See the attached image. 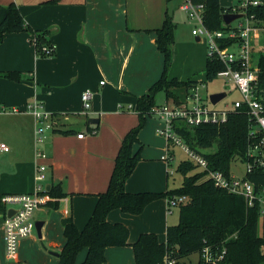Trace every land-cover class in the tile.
I'll return each mask as SVG.
<instances>
[{"label": "crops", "instance_id": "crops-1", "mask_svg": "<svg viewBox=\"0 0 264 264\" xmlns=\"http://www.w3.org/2000/svg\"><path fill=\"white\" fill-rule=\"evenodd\" d=\"M220 1L226 9L237 4L226 0L229 7H225V0ZM12 2L28 26L45 34L53 52L38 54L33 35L24 31L7 34L0 44V72L21 75L20 81L0 76V139L9 147L8 152L0 151V194L34 192L37 166L46 164L43 184L50 189L61 185L67 195L50 197L35 212L34 220L43 222L41 238L35 231L22 240L12 261L5 254L0 219V264H58L57 254L66 243L63 219L72 217L79 229L84 228L97 195L109 185L124 137L139 124L137 99L163 74L165 61L157 48L156 30L162 27L166 12L175 23L169 78L205 83L207 46L193 36V25L181 9L184 0L172 10L167 0H0V5ZM262 28L254 49L264 44ZM86 90L93 98L91 110L84 114L81 96ZM34 100L43 102L57 123L41 145L35 140V119L26 111ZM88 118L99 119V124H87ZM162 127L160 120L146 118L138 134L141 160L125 182L127 192L171 189V160H163L168 143L158 133ZM79 134L84 137L78 138ZM138 148L136 144L134 149ZM39 149L46 154L45 160L36 157ZM176 149L171 151L173 160ZM168 200L152 202L139 215L115 209L107 220L129 228L130 244L144 233H155L165 243L167 228L179 222V215L169 210ZM53 203L58 206L54 208ZM86 253H79L77 264ZM105 255L104 264H136L131 246L107 248Z\"/></svg>", "mask_w": 264, "mask_h": 264}, {"label": "trees", "instance_id": "trees-1", "mask_svg": "<svg viewBox=\"0 0 264 264\" xmlns=\"http://www.w3.org/2000/svg\"><path fill=\"white\" fill-rule=\"evenodd\" d=\"M172 1L167 0L169 3ZM193 1L204 4L207 28L217 31L230 28V25H224L223 15L231 13L232 10L224 8L220 0ZM250 15H254L255 26L263 27L264 0L250 11ZM23 31L33 35L32 42L38 54H52V46L45 34L34 31L27 25L15 2L6 6L0 5V44L7 34ZM156 34L157 48L164 55L163 74L147 94L137 99L139 124L124 137L109 185L104 192L97 195V203L84 228L79 229L72 217L63 219L66 243L59 253L58 264H77V257L83 250L87 253L80 264H104L107 248L125 246L132 247L136 264H160L165 256L175 260V264H187L183 259L192 254H198L197 264H264V218L260 216V205L249 207L243 197L215 187L208 178V172L200 170L193 162L183 160L178 165L177 171L184 176L179 188L162 193H130L125 189V182L141 160L138 134L144 127L146 118L152 117L151 110L158 105L157 96L162 92L168 101L179 104L193 87L201 84L195 80L182 82L177 78H169L168 72L173 62L175 23L168 12ZM257 67L258 84L260 88H264V53L258 56ZM224 68L217 60H207L205 83L218 78V72ZM0 76L21 80L18 72H0ZM32 78L30 75V79ZM249 118L244 110H236L228 115L225 124L208 123L190 128L179 123L176 132L192 150L206 159L211 171H223L229 175L232 162L245 156ZM136 144L139 145L137 150L134 149ZM214 147V152H204ZM205 176L206 179L201 182ZM247 178L257 188H264L263 171H255ZM48 194L56 199L67 195L61 185H52ZM5 196L0 194V214L3 215L7 210ZM179 196H187L188 201L178 206L179 222L167 228L165 243L160 242L155 233H144L130 244L129 228L123 223H110L107 220L112 210L139 215L154 201ZM51 205L56 208L58 203Z\"/></svg>", "mask_w": 264, "mask_h": 264}, {"label": "built area", "instance_id": "built-area-1", "mask_svg": "<svg viewBox=\"0 0 264 264\" xmlns=\"http://www.w3.org/2000/svg\"><path fill=\"white\" fill-rule=\"evenodd\" d=\"M231 13L243 14L236 26L230 24L228 30H210L205 25V7L203 3H194L193 0H184L181 9L187 14L193 25L192 34L201 41L207 43V60H217L224 65V69L218 72V77L230 79L232 84L240 92L241 98L234 101L231 106L217 109L201 93L203 84L193 87L184 101L177 104L171 100L158 104L151 110V116L158 118L163 127L158 130L168 143L167 155L163 160H173L171 151L179 148L187 156V160L193 162L200 170L207 171L215 187L229 194L241 196L247 206L260 205V216L264 218V188H257L247 176L255 171L264 172V88L258 84V67L254 58V40L260 28L254 25V15H250L253 8L259 6L262 0H236ZM225 26H227L224 23ZM104 82L101 83L103 85ZM93 94L86 90L82 96L83 113L87 114L92 108ZM244 110L249 115V137L245 156L240 159L244 166L241 176L229 175L223 171H211L208 162L202 155L192 150L189 145L177 134L179 123L193 128L203 124H225L228 115L232 111ZM36 122L35 140L38 145L43 144L49 134L57 126L54 115L47 111L45 104L34 100L27 106ZM12 112L20 113L13 109ZM79 134L78 138H83ZM0 151L8 152L9 147L0 139ZM39 160H45L46 154L41 150L36 151ZM46 164H39L35 175L36 189L32 193L5 196L4 203L7 207L2 227L4 229L5 254L8 259H15L18 255L20 242L29 238L36 231L34 215L37 210L47 205L50 201L48 190L43 184L46 180ZM188 201L187 196L173 197L169 199V210ZM9 209L15 213L8 217ZM160 264H175V260L165 256Z\"/></svg>", "mask_w": 264, "mask_h": 264}, {"label": "rangeland", "instance_id": "rangeland-1", "mask_svg": "<svg viewBox=\"0 0 264 264\" xmlns=\"http://www.w3.org/2000/svg\"><path fill=\"white\" fill-rule=\"evenodd\" d=\"M182 1V0H173L172 2H170L169 8L172 10L174 9L178 3ZM224 1V0H223ZM228 1H224L225 3V7H229L227 6ZM239 20L234 21L233 25L236 26L238 24ZM263 25V30H264V23ZM192 28V27H191ZM191 28H190V32H191ZM202 42H204L207 46L206 40L203 39ZM256 52H254L255 54V60L257 58V55H261L262 53H264V44L261 45V47L259 48H255ZM205 87L202 88L201 93L203 94V96L206 98H209L210 95L215 94V93H225L226 97L221 100L218 104L214 105L217 109H223L225 108L227 105L231 106V103H233L236 100H239L241 98L240 92L238 91V89L234 86V84H232V82L230 81V79L227 78H223V77H218L215 80L211 81V82H207L205 84H203ZM167 102L166 98H165V94L161 93L157 96V103L158 104H163ZM169 102H171V100H169ZM92 105V103H91ZM152 118V117H150ZM155 118V117H153ZM157 120H159L158 118H156ZM86 132V131H85ZM96 131H94L93 133H95ZM216 150V147L212 148V149H207L204 150V152L207 153H212ZM183 160H187V156L184 154V152L182 150H180L179 148L175 150V157L174 160H171V166H170V176H169V184L171 189H175V188H179L183 181H184V176L179 173L177 171V167L178 165L183 161ZM199 171L200 170H196ZM231 172L232 174H235L237 176H241L244 173V166L241 163V160L239 158L235 159L232 164H231ZM193 173V172H192ZM190 173V174H192ZM189 174V175H190ZM206 179V176L202 178L201 182L203 180ZM173 212H174V216L179 215V209L178 207L172 208ZM262 232V224L260 223L259 225V233L261 234ZM33 235H35V233H33ZM11 260V259H9ZM14 260V259H13ZM199 260V256L198 254H192L187 258L183 259V262L187 263V264H197ZM12 261V260H11Z\"/></svg>", "mask_w": 264, "mask_h": 264}, {"label": "water", "instance_id": "water-1", "mask_svg": "<svg viewBox=\"0 0 264 264\" xmlns=\"http://www.w3.org/2000/svg\"><path fill=\"white\" fill-rule=\"evenodd\" d=\"M243 17V14H235V13H226L223 15V21L226 25L232 24L234 21H237ZM226 97L225 93H215L209 96V99L213 105L218 104L221 100H223ZM69 119V118H65ZM87 124L89 125H98L99 124V119L97 118H88L86 120ZM50 187L47 186V190H49ZM15 213V210L9 209L7 216L11 217ZM5 215L0 214V219H3ZM43 222H36V232L38 236L41 238V228H42ZM59 256V254H57Z\"/></svg>", "mask_w": 264, "mask_h": 264}]
</instances>
